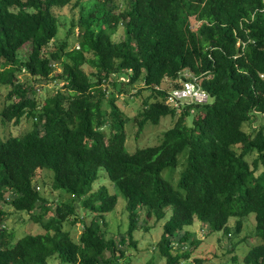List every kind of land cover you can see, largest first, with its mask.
Returning <instances> with one entry per match:
<instances>
[{
    "label": "trees",
    "instance_id": "16d2710c",
    "mask_svg": "<svg viewBox=\"0 0 264 264\" xmlns=\"http://www.w3.org/2000/svg\"><path fill=\"white\" fill-rule=\"evenodd\" d=\"M87 1L0 0V84L9 88L1 115L4 121L31 117L40 124L23 136L0 140V264H49L51 257L61 264H118L126 244L138 247L133 232L142 228L141 206L157 219L172 208L157 247L165 264L190 258L196 243L183 228L195 218L222 230L237 217L241 231L250 214L262 242L244 262L264 264V170L256 174L264 164V124L243 129L257 115L264 117V0H124V7L116 0ZM70 4L80 11L71 24L78 28L79 47L70 49L65 42L47 50L59 30L55 10ZM119 27L123 37L116 41ZM85 64L93 71L86 72ZM20 71L57 90L42 103L38 89L19 81ZM187 72L212 100L177 110L166 98L188 80ZM122 75L130 80L119 81ZM110 81L120 92L122 85L138 83L135 95L150 91L135 118L138 134L147 123L177 116L159 144L128 151L130 119L118 96L104 87ZM189 116L192 126L186 124ZM254 151L258 155L250 163L247 156ZM180 164L175 187L162 173ZM102 167L127 199L130 224L119 240L103 228V217L119 196L104 185L92 190ZM43 168L54 172L55 190L97 213L83 224L78 241L64 228L82 221L75 201L52 205L33 184ZM4 205L31 213L43 232L14 240Z\"/></svg>",
    "mask_w": 264,
    "mask_h": 264
},
{
    "label": "rangeland",
    "instance_id": "374dc122",
    "mask_svg": "<svg viewBox=\"0 0 264 264\" xmlns=\"http://www.w3.org/2000/svg\"><path fill=\"white\" fill-rule=\"evenodd\" d=\"M121 7L125 6L124 0H116ZM93 0H88L87 3L91 4ZM73 4L65 6L61 9H56L60 19L59 30L56 37L46 48L47 50L54 49L67 42L70 49L78 47V28L74 30L71 28L72 21H77L80 15L78 7H73ZM123 37V29L119 27L118 32L114 35V40L120 41ZM25 51L20 49L18 51L21 57ZM24 56V55H23ZM86 72L93 71L92 67L88 64L83 66ZM61 67L57 66L56 71H60ZM18 79L21 83L33 85L37 90V97L42 103L47 96L53 95L57 89L52 83L43 84L40 81H36L28 72H18ZM140 83L135 86L122 85L124 89L120 92L118 89H113V85L110 83L104 84V87H109L107 92L110 95L116 94L117 104L129 117L130 121L125 125L127 133L126 147L129 152H134L139 148L152 146L159 144L163 138L164 132L171 128L177 116L167 115L161 118L159 124L147 123L144 125L142 131L138 134V126L136 125V117L139 112V108L144 98H146L150 91L145 90L140 95H135V92L140 89ZM167 84V82H166ZM60 83L58 86H62ZM126 89V90H125ZM9 88L0 84V140L4 141L10 136H23L33 129L35 125L33 121L35 118L23 117L21 122L4 121L1 115L2 109L8 101L7 93ZM212 98L209 96V101ZM185 103H190V100H185ZM103 108L106 110L108 106L103 104ZM257 119V120H256ZM256 121L253 123H245L243 129L247 132L250 131V127H257L264 124V117L262 115L256 116ZM186 124L188 126L193 125V116L187 117ZM110 132V129L107 128ZM257 152L254 151L247 156L250 163L257 157ZM183 166L180 164L173 172L170 169L163 171L165 179L169 180L175 187H177L180 175L182 173ZM264 170V164L260 163L256 174H259ZM174 173L172 177L171 173ZM54 178V172L43 168L36 174L33 184L40 188V193L43 197L53 200L52 205L57 201L73 200L77 205V215L82 221L75 225H71L69 222L64 224V228L71 232V236L74 241H78L81 233L82 226L85 222H88L93 215L97 213H90L83 207H80L81 199L74 195L63 194L60 190H55L52 187V181ZM106 186L111 193H115L119 196L118 203L114 210L107 212L104 217L103 228L106 230L110 237L119 240L122 236H127V230L130 224L129 210L127 209V199L121 194V192L112 185L109 180L107 170L102 167L99 170V177L93 183V192L100 186ZM60 194L63 196L61 197ZM4 208L9 212V217L5 221L6 227L14 234V240L20 238L27 233H41L43 228L40 223L32 221L30 219L31 213L24 211H16L11 205H4ZM39 211L38 209H36ZM172 208L166 209V215L161 219H157V216L153 215L151 218L147 215L146 206H141L137 209L139 217V225L142 228L136 229L133 232V238L138 241V247L125 245V256L120 259L118 264H165V259L160 257L158 250V243L161 240L164 224L170 218ZM51 213L46 215V218ZM82 217V218H81ZM100 221H103L98 215L96 217ZM237 217H230L226 227L222 230H211L207 224H204L198 218H195L193 225L186 226L183 230H188L192 234V238L195 240L196 248L190 254V258L185 260L184 264H245L244 256L256 245L262 242L256 230L255 214H250L243 218V226L241 231L236 228ZM188 244V245H187ZM187 249H191V244L187 243ZM199 259V261H198ZM49 264H61L59 258H49Z\"/></svg>",
    "mask_w": 264,
    "mask_h": 264
},
{
    "label": "built area",
    "instance_id": "2783aa9c",
    "mask_svg": "<svg viewBox=\"0 0 264 264\" xmlns=\"http://www.w3.org/2000/svg\"><path fill=\"white\" fill-rule=\"evenodd\" d=\"M186 77L188 80H182V86L170 89L166 98V102L177 110L183 109L186 104L203 103L209 99V94L202 89L200 81L193 74L187 72ZM129 80L127 75L119 77V81ZM185 100H190V103H185Z\"/></svg>",
    "mask_w": 264,
    "mask_h": 264
}]
</instances>
